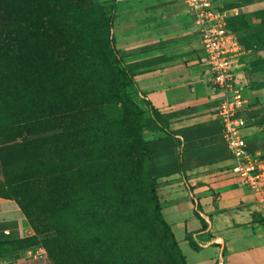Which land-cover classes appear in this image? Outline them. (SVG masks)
<instances>
[{
	"label": "crops",
	"instance_id": "1",
	"mask_svg": "<svg viewBox=\"0 0 264 264\" xmlns=\"http://www.w3.org/2000/svg\"><path fill=\"white\" fill-rule=\"evenodd\" d=\"M112 2L114 48L148 111L142 139L149 172L185 264H264V216L255 194L229 170L217 99L205 84V54L187 6L183 0ZM211 2L225 18L264 8V0ZM262 113L260 106L238 112L249 152L264 148V123L249 122ZM23 221L15 202L0 198V243L27 236ZM0 264L44 263L20 254L2 256Z\"/></svg>",
	"mask_w": 264,
	"mask_h": 264
},
{
	"label": "rangeland",
	"instance_id": "2",
	"mask_svg": "<svg viewBox=\"0 0 264 264\" xmlns=\"http://www.w3.org/2000/svg\"><path fill=\"white\" fill-rule=\"evenodd\" d=\"M114 5L112 0L38 1L37 8L49 20L48 25L56 27L63 35V44L72 42L90 50L94 42L91 36H94L96 41L91 54L95 52L98 57L101 51L98 41L105 37L106 54L99 71L98 60L94 63L97 74L82 77L89 80L87 101L95 104L83 113H76L72 129L55 130L68 139L72 148L46 160L50 154L46 146L50 132H46L45 158L38 166L44 178L41 177L39 183L27 182L31 187L13 188L10 192L6 190L8 185L0 167V196L12 197L16 192L22 193L24 188L32 194L37 190L44 194L60 193V203L47 200L42 205V214L32 205L31 215L24 217L27 236L37 240L35 245H31L32 238L27 241L26 245L30 243L27 249L43 247V239L57 232L63 239L76 236L77 245L85 244L84 238L90 237L114 255L129 252L137 264H185L182 247L163 212L159 182L148 174L142 139L148 111L133 80L121 74L123 63L118 59L111 35ZM238 15L229 23L243 46V60L249 64L242 87L244 106L264 109V8ZM103 19L106 28L101 26ZM32 21L30 26L39 25ZM58 47L63 55L64 48ZM80 84L78 81L77 86ZM253 121L264 123V113ZM66 170L69 173H65ZM17 174L10 173L7 181ZM52 174H56L55 179ZM158 202L161 208L155 212L154 204ZM17 254L25 255L23 250H18ZM40 261L48 263L46 256ZM120 263V259L117 260V264Z\"/></svg>",
	"mask_w": 264,
	"mask_h": 264
},
{
	"label": "trees",
	"instance_id": "3",
	"mask_svg": "<svg viewBox=\"0 0 264 264\" xmlns=\"http://www.w3.org/2000/svg\"><path fill=\"white\" fill-rule=\"evenodd\" d=\"M38 1L0 0V167L4 182H7L6 186L8 185L6 190L10 192L13 188L27 186V182L39 183L41 177L44 178L38 166L45 158L46 132H50L46 145L50 154L46 160L53 159L57 153L65 154L72 148L68 139L62 138V135L55 130L72 129L76 113H83L95 104L90 102L91 100L87 101L85 94L89 89V80L82 77L97 74L94 63L98 60L99 71L103 65V56L106 54L105 37L101 42L97 40L101 47L98 57L95 56V52L91 54L96 41L94 36H91L94 42L90 50L72 42L63 44V35L59 34L56 27L48 25L49 20L45 19L37 8ZM238 16L237 14L225 19L227 29L235 35L229 22ZM31 19L32 23L39 25H31V27L29 25ZM100 23L106 28L104 19ZM90 31L96 34L93 29ZM236 38L242 46L239 36L236 35ZM59 45L64 48L63 55L59 52ZM113 60L116 61L115 58ZM244 64L247 73L249 64L245 62ZM121 72L129 78L128 80H133L131 71L123 65ZM78 81L81 83L79 87ZM246 116L251 118V115ZM249 122L256 123L253 120ZM143 147L146 152L144 141ZM263 153L264 148L259 153L261 159H264ZM146 166L151 178L156 179L149 172L147 153ZM67 168L71 167L67 166ZM10 173L18 174L16 178L7 181ZM65 173L69 171L66 170ZM51 177L55 179L56 174H52ZM0 198L12 199L23 217H29L34 207L42 214L44 211L42 205L47 200H52L54 204L60 203L61 200L59 192L57 195L54 192L44 194L37 190L32 194L25 188L22 193L16 192L12 197L0 196ZM30 202L34 204H29ZM159 208L161 204L155 203V212H158ZM159 222L171 233L168 225L161 218ZM31 238L33 239L31 245L37 244L34 236L0 243V257L11 259L20 255L17 254L18 250L25 252L30 246V243L28 245L25 243ZM77 240L73 235L63 239L57 232L51 237L44 238L41 243L46 253L48 262L46 264H117L119 259L120 264H137L129 252L114 255L111 250L103 248L99 242L90 237L84 238L85 244L77 245ZM171 243L175 245L174 240ZM11 251L16 252L9 254Z\"/></svg>",
	"mask_w": 264,
	"mask_h": 264
},
{
	"label": "built area",
	"instance_id": "4",
	"mask_svg": "<svg viewBox=\"0 0 264 264\" xmlns=\"http://www.w3.org/2000/svg\"><path fill=\"white\" fill-rule=\"evenodd\" d=\"M197 28L205 54V84L217 99L215 115L221 124V136L232 160L230 172L255 194L259 214L264 216V159L245 149L240 129L244 119L238 112L244 107L242 87L246 79L242 60L243 47L236 35L227 29L225 17L211 0H183ZM25 256L41 259L45 250H25Z\"/></svg>",
	"mask_w": 264,
	"mask_h": 264
}]
</instances>
